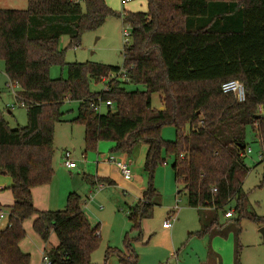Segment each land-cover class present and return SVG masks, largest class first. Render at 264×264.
<instances>
[{
  "label": "trees",
  "instance_id": "16d2710c",
  "mask_svg": "<svg viewBox=\"0 0 264 264\" xmlns=\"http://www.w3.org/2000/svg\"><path fill=\"white\" fill-rule=\"evenodd\" d=\"M145 1L143 12H117L104 0H84L83 7L77 0H27L25 9L0 8V59L8 82L19 87L16 99L27 115L25 126L11 128L0 112V174L12 179L14 200L8 207L0 204V213L7 212L0 264H30L19 242L25 236L23 221L32 216V228L44 243L56 235L57 245L44 250L50 264H93L99 228L86 218L80 195L68 193L62 210H38L32 200V189L48 184L54 174V125L62 119L65 100L77 101L72 121L84 127L85 152L96 151L101 141L127 155L146 145L143 167L149 182L129 212L132 229H140L152 210L151 179L165 162L163 151L173 157L175 182L186 190L190 207L233 209L236 237L241 218L264 225V218L247 211L242 190L247 127L264 162V0ZM108 17L131 28L121 67L71 63L67 78H50V67L63 64L60 37L68 35V47L75 48L84 32ZM121 70L125 79L110 78ZM229 80L244 86L243 102L222 92ZM91 82H104L106 89L92 91ZM124 84L144 90L128 91ZM154 93L160 94V109L152 107ZM99 101L110 102L104 113L94 109ZM165 125L174 127L173 141L162 139ZM90 182L112 183L97 176ZM217 225L215 217L197 234ZM125 247L126 253L108 247L103 264L111 254L123 264H136L127 238ZM237 251L234 264H241Z\"/></svg>",
  "mask_w": 264,
  "mask_h": 264
},
{
  "label": "rangeland",
  "instance_id": "374dc122",
  "mask_svg": "<svg viewBox=\"0 0 264 264\" xmlns=\"http://www.w3.org/2000/svg\"><path fill=\"white\" fill-rule=\"evenodd\" d=\"M77 1L83 7L84 0ZM104 1L117 12L124 10L136 12L146 9L144 0H129L126 4H122L121 0ZM26 7L27 0H0V8L25 9ZM125 26L120 18L108 17L97 29L84 32L80 45L75 48L68 47L69 36L62 35L59 48L64 50L63 64H54L50 67V78H67L68 64L71 63L90 62L121 67L124 45L122 29ZM104 85V82H91L90 88L92 91H99ZM123 86L128 91L144 90L142 85L124 84ZM18 91V86L8 82L4 72V61L0 59V112L11 128L25 126L27 123L26 108L15 96ZM151 104L153 108H161L159 93L152 94ZM77 107V101L74 100H65L61 104L62 119L54 125L52 158L54 174L43 189L50 192V196L47 192L44 194L45 202H48L46 204L52 210L64 208L68 193L75 192L80 195L85 216L89 218L91 225L98 224L100 232V243L90 257L93 264H103L108 247L126 253L128 251L125 247L126 238L137 256L136 264H234L237 250L241 264H264V243L259 231L264 225L246 217L241 218L240 232L236 237L237 226L234 222L236 215L233 213L228 217L224 213L228 206L222 211L190 207L186 190L182 184L175 182L172 169L173 157L166 156L164 151L162 156L165 157V162L159 164L152 174L151 183L156 191V195L151 199L152 210L141 220L140 229H132L128 219L129 212L140 197L141 189L145 190L149 182V176L143 167L146 146L139 145L131 155H127L131 160V180L124 179L119 172L112 169L109 175L117 185L106 183L101 191L95 192L90 178L96 176V152H102L108 157L112 155L117 159L121 154L110 150L114 144L109 141L99 142L96 151H84V127L72 121L77 115ZM105 111L106 106L103 104L101 112ZM161 137L166 142L173 141L174 127L165 125L161 130ZM246 141V148L251 151L249 153L246 151L244 154V163L248 168L242 183V190L247 195L246 208L248 212L264 218V162L259 159L260 146L250 127L246 128ZM101 147L104 150H101ZM65 151L71 153V160L75 162L76 167L70 169L64 165ZM0 175L7 177L4 174ZM125 180L129 182L128 187L124 183ZM89 190L93 192L91 195ZM36 203L38 207L44 208L46 205H40L37 199ZM176 203V218L172 227L165 230L162 223L169 219ZM215 217L218 225L210 232L198 235L197 231L209 225ZM31 218L25 220V227L29 223L30 228L23 238L25 243L21 249L30 252V264H47L42 260L41 252L37 251L38 246L44 242L33 230ZM0 221L1 226H4L6 219ZM30 236L41 242L33 243ZM57 243L55 233H51L48 242L44 243L45 249L53 248ZM105 264L123 263L115 254H111Z\"/></svg>",
  "mask_w": 264,
  "mask_h": 264
},
{
  "label": "crops",
  "instance_id": "0c3cea01",
  "mask_svg": "<svg viewBox=\"0 0 264 264\" xmlns=\"http://www.w3.org/2000/svg\"><path fill=\"white\" fill-rule=\"evenodd\" d=\"M140 1H142V0H140ZM144 3L143 4H145V6H146V1L144 0L143 1ZM126 4V3H125ZM124 11H127V10H124ZM144 11H146V9L144 10ZM129 12H131V11H129ZM136 12H143V11H136ZM121 22H122V20H121ZM105 88V85L101 88V89H104ZM16 96V95H15ZM100 146V145H99ZM146 146V145H145ZM146 148V150H147V147H145ZM101 150H104V148L103 147H101ZM145 153H146V151H145ZM120 154L121 155H119L120 156V158L119 159H121V160H125V161H129V162H127L128 164H129V166H130V163H131V160L128 158V156H127V154L126 153H122V152H120ZM144 157H145V154H144ZM116 158V157H115ZM108 156H106V155H104L102 152H96V159H95V161H96V163H97V170H96V176L97 177H102V178H107L108 180H110V181H112V183H115V181L114 180H112V177H111V175H109V173H111V170L112 169H114L116 172H119L120 174H121V172L119 171V169L115 166V164L114 163H112V162H109L108 160ZM117 159V158H116ZM99 160V161H98ZM131 170V169H130ZM121 176L124 178V179H126V180H131L132 179V172H131V176L130 177H124L122 174H121ZM123 179V180H124ZM125 180V184H126V186L128 187L129 185H128V183L129 182H127ZM106 183H108V184H112V183H110V182H102L101 184H103V186L101 187V188H99V189H97L96 188V185L98 184V183H96L95 185H93V189H95V192H97V191H101L104 187H105V185H106ZM12 179L10 178V177H6V176H2V175H0V204L2 205V206H5V207H8V206H10V205H12V203H13V196H12V192H11V186H12ZM116 185H117V183H115ZM46 185V184H45ZM45 185H42V186H37V187H34L33 189H32V200H33V204H34V206H35V208L36 209H38V210H48V209H50V208H48L49 207V205L48 204H46V203H48V202H45V200H46V196H45V192H47L48 193V196H50V192L49 191H47V189H43L44 188V186ZM89 191H91V190H89ZM144 191V188H143V190L141 189V191H140V197L137 199V201L141 198V195H142V192ZM93 192L91 191V193H90V195L92 194ZM36 199H37V202L40 204V205H44V204H46L45 205V207L43 208V207H38L36 204ZM177 204V203H176ZM175 204V205H176ZM81 206H82V210H83V212H84V206H83V204H81ZM173 209V208H172ZM50 210H52V209H50ZM87 211V210H86ZM174 211V210H173ZM3 213V217H0V220H2V219H6V222H5V224H4V226H1V223H0V229H2V228H4L5 227V225L7 224V212L6 211H3L2 212ZM84 214H85V212H84ZM86 218L88 219V221H89V218L86 216ZM170 218V217H169ZM33 219H34V217L32 216V218L30 219V220H32L33 221ZM167 220V219H166ZM31 221V222H32ZM1 222V221H0ZM25 222L26 221H23V227H24V230H25V235L28 233V231H27V229L28 228H30V225H29V223H28V225L25 227ZM89 223H91V222H89ZM93 226V225H92ZM164 228V227H163ZM165 230L166 229H168V228H164ZM31 233V232H30ZM99 234H100V232H99ZM30 239H31V241L34 243L35 241H39V240H37L35 237H32V236H30ZM39 242H41V241H39ZM25 243V240L24 239H22L20 242H19V248H20V250L22 251V252H24L21 248H22V245ZM44 250H45V245H44V243H41V246H38V248H37V251H40L41 252V255H42V260H43V255H44ZM24 253H27V254H29L30 252H28V251H26V252H24Z\"/></svg>",
  "mask_w": 264,
  "mask_h": 264
},
{
  "label": "built area",
  "instance_id": "2783aa9c",
  "mask_svg": "<svg viewBox=\"0 0 264 264\" xmlns=\"http://www.w3.org/2000/svg\"><path fill=\"white\" fill-rule=\"evenodd\" d=\"M129 0H121V3L122 4H125L127 3ZM126 26L122 29V33H123V42L124 44H129L130 42V38H131V28H130V25L129 24H125ZM121 78V79H125L126 78V75L124 73V71H120L116 74L112 73L110 75V78L112 79H115V78ZM106 89V88H104ZM221 90L222 92L224 93H231L235 96V98L239 101V102H243L245 100V90H244V86L242 85V83H240L239 81L237 80H229V81H226L224 82L222 85H221ZM105 105V106H108L110 105V102L109 101H106L104 103H102L101 101H99L98 104H96L94 106V109L98 112L101 111V108H102V105ZM246 151L249 153L251 152L249 148H246V150L244 151V154L246 153ZM63 159H64V165L67 167V168H74L76 167V164L73 160H71V153L69 151H65L64 152V155H63ZM109 162H112L115 164V166L119 169V171L121 172V174L124 176V177H130L131 176V170H130V166L129 164L127 163V161L125 160H121V159H116L114 156H109L108 159H107ZM103 186V184L101 183H98L96 185V188L99 189ZM173 213L170 214V218L165 220L163 223H162V226L164 228H171L172 227V224H173V221L175 220V210H177V204L174 206L173 208ZM226 216L230 217L233 215V210L232 209H228L227 212L225 213ZM3 213H0V217H3ZM43 261L46 262L47 264L50 263L49 259L47 258V256L44 254L43 255Z\"/></svg>",
  "mask_w": 264,
  "mask_h": 264
},
{
  "label": "water",
  "instance_id": "95a60500",
  "mask_svg": "<svg viewBox=\"0 0 264 264\" xmlns=\"http://www.w3.org/2000/svg\"><path fill=\"white\" fill-rule=\"evenodd\" d=\"M259 231H260V233H261V235H262V239H263V243H264V227H261V228L259 229Z\"/></svg>",
  "mask_w": 264,
  "mask_h": 264
}]
</instances>
